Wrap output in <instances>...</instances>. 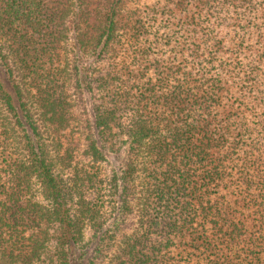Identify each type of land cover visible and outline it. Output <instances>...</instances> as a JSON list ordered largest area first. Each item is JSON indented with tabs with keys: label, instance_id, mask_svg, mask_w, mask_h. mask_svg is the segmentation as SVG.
<instances>
[{
	"label": "trees",
	"instance_id": "16d2710c",
	"mask_svg": "<svg viewBox=\"0 0 264 264\" xmlns=\"http://www.w3.org/2000/svg\"><path fill=\"white\" fill-rule=\"evenodd\" d=\"M0 264H264V0H0Z\"/></svg>",
	"mask_w": 264,
	"mask_h": 264
}]
</instances>
